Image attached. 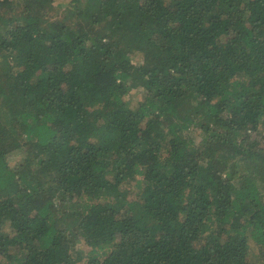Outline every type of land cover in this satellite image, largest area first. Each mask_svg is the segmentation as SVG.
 <instances>
[{
  "label": "trees",
  "instance_id": "1",
  "mask_svg": "<svg viewBox=\"0 0 264 264\" xmlns=\"http://www.w3.org/2000/svg\"><path fill=\"white\" fill-rule=\"evenodd\" d=\"M59 6L0 0V264H264V0Z\"/></svg>",
  "mask_w": 264,
  "mask_h": 264
},
{
  "label": "rangeland",
  "instance_id": "2",
  "mask_svg": "<svg viewBox=\"0 0 264 264\" xmlns=\"http://www.w3.org/2000/svg\"><path fill=\"white\" fill-rule=\"evenodd\" d=\"M56 3L60 5L59 6L60 11H63V9L66 8V6L69 4V0H56ZM52 14L57 15L59 13H52ZM3 85L5 88L4 91L6 93H10V91L13 90V88L10 84H3ZM140 97H141V94H140V91L138 90V91H133V93L129 96L128 99L132 100V102L134 103L135 101L139 100ZM190 135L193 137V139L195 140L196 143L199 142L201 136H200V133L197 129H193ZM260 143L262 146H264V140H261ZM128 190H129L128 188H125L123 192L125 193V195L132 198V195ZM72 223H74V222L72 221ZM249 255L253 258V260L255 259L254 260L255 262H257V259L254 258V256H256V248L250 249Z\"/></svg>",
  "mask_w": 264,
  "mask_h": 264
}]
</instances>
